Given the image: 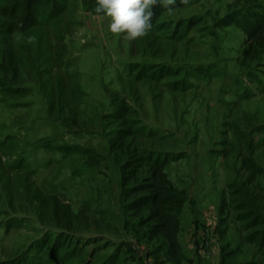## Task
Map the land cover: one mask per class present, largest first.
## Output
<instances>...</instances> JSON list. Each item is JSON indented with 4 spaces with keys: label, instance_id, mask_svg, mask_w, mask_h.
Segmentation results:
<instances>
[{
    "label": "rangeland",
    "instance_id": "1",
    "mask_svg": "<svg viewBox=\"0 0 264 264\" xmlns=\"http://www.w3.org/2000/svg\"><path fill=\"white\" fill-rule=\"evenodd\" d=\"M70 7L61 73L79 127L49 117L35 85L19 100L0 98V260L64 232L90 264H169L165 243L149 239L120 197L106 123L116 91L145 132L144 148L173 159L167 173L186 194L169 215L179 239L201 219V252L212 250L218 264H264V249L247 239L264 234L251 224L264 217V52L243 67L246 37L232 21L251 11L264 17V0H176L172 13L157 10L155 30L131 41L111 33L106 16ZM145 65L172 67L185 83L129 71ZM25 183L71 206L70 232L38 213Z\"/></svg>",
    "mask_w": 264,
    "mask_h": 264
},
{
    "label": "trees",
    "instance_id": "2",
    "mask_svg": "<svg viewBox=\"0 0 264 264\" xmlns=\"http://www.w3.org/2000/svg\"><path fill=\"white\" fill-rule=\"evenodd\" d=\"M72 2H79L87 12L102 15L95 13V0H0V98L19 100L29 95L31 85H35L46 100L47 115L70 128L79 127L80 118L76 109L69 107L73 93L70 89L67 93L65 91L61 67L67 50L66 41L75 25L70 7ZM165 9L162 4L154 5V15L157 10ZM239 16L233 17L232 21L246 37L241 65L247 68L264 52V17L262 13L252 11ZM158 26L154 20L149 31ZM129 71L136 73L137 77L149 79L173 77L176 79L174 85L185 83L179 72L169 66L145 65L130 67ZM110 101L113 111L106 118L109 149L118 168L124 207L138 219V227L147 230L149 239L162 240L170 260L181 264L183 255L178 231L171 224L169 215L184 205L186 194L173 185L167 173L173 159L144 148L142 138L145 132L133 119V109L119 92L112 91ZM13 167L24 169L27 166L17 162ZM247 167L252 169L250 164ZM22 187L38 213L54 219L56 229L72 230L77 216L70 205L27 183ZM246 219H250L249 216ZM226 221L221 218L220 226L225 228ZM251 224L262 225L264 231L263 216L253 217ZM11 225L14 226L15 222ZM218 233L223 238L226 231L220 229ZM247 239L264 249L263 233ZM262 253L264 255V251ZM85 256L83 249L76 248L61 232L55 236H42L20 254L0 260V264H90ZM223 260L219 264H225ZM112 262L110 259L108 264Z\"/></svg>",
    "mask_w": 264,
    "mask_h": 264
},
{
    "label": "clouds",
    "instance_id": "3",
    "mask_svg": "<svg viewBox=\"0 0 264 264\" xmlns=\"http://www.w3.org/2000/svg\"><path fill=\"white\" fill-rule=\"evenodd\" d=\"M162 4L169 13L176 0H95V13L108 18L111 33H123L128 40L145 36L152 27L153 7Z\"/></svg>",
    "mask_w": 264,
    "mask_h": 264
},
{
    "label": "crops",
    "instance_id": "4",
    "mask_svg": "<svg viewBox=\"0 0 264 264\" xmlns=\"http://www.w3.org/2000/svg\"><path fill=\"white\" fill-rule=\"evenodd\" d=\"M200 223L201 219L199 223L196 220H192L188 225L189 231L185 233L186 235L181 240L179 239V244L181 246V252L183 255L181 264H218V261L216 262V258H208L203 252L200 251L201 244L205 238V234L202 233ZM207 252L210 254L214 253L212 250ZM150 262L154 264V261ZM168 263L174 264L170 258Z\"/></svg>",
    "mask_w": 264,
    "mask_h": 264
},
{
    "label": "built area",
    "instance_id": "5",
    "mask_svg": "<svg viewBox=\"0 0 264 264\" xmlns=\"http://www.w3.org/2000/svg\"><path fill=\"white\" fill-rule=\"evenodd\" d=\"M204 254L208 257V258H212L214 257V254H210L209 252L205 251Z\"/></svg>",
    "mask_w": 264,
    "mask_h": 264
}]
</instances>
